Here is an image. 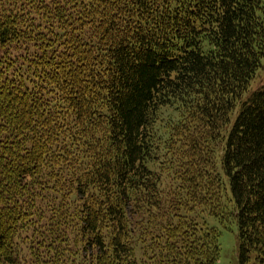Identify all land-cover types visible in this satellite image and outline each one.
Here are the masks:
<instances>
[{"label": "trees", "instance_id": "trees-1", "mask_svg": "<svg viewBox=\"0 0 264 264\" xmlns=\"http://www.w3.org/2000/svg\"><path fill=\"white\" fill-rule=\"evenodd\" d=\"M264 0H0V264H264Z\"/></svg>", "mask_w": 264, "mask_h": 264}, {"label": "rangeland", "instance_id": "rangeland-1", "mask_svg": "<svg viewBox=\"0 0 264 264\" xmlns=\"http://www.w3.org/2000/svg\"><path fill=\"white\" fill-rule=\"evenodd\" d=\"M264 87V68L259 71L251 90H257ZM211 226H217L221 230L220 235V261L219 264H239L238 260V240H237V227L234 225L231 229H221L219 224L214 219H210Z\"/></svg>", "mask_w": 264, "mask_h": 264}]
</instances>
